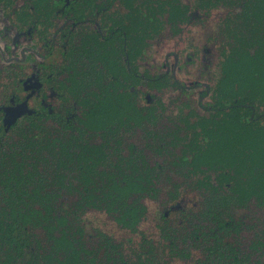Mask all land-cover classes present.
I'll return each instance as SVG.
<instances>
[{
	"label": "flooded vegetation",
	"instance_id": "flooded-vegetation-1",
	"mask_svg": "<svg viewBox=\"0 0 264 264\" xmlns=\"http://www.w3.org/2000/svg\"><path fill=\"white\" fill-rule=\"evenodd\" d=\"M164 41L167 46L159 51ZM246 63L249 69L237 70V65ZM238 71L253 74L252 81L254 75L264 77V0H0V154L28 146L25 158L33 143V149L40 148L45 156L64 150L77 155L81 149L89 158L79 163L76 155L64 157L66 168L105 171L106 183V176L111 175L112 181L132 165L137 185L151 190L159 174H143L150 166L145 157L136 156L142 152L138 144L143 138L145 146L161 155L152 170L157 164L160 174L163 167L173 165L185 170L183 185L174 184L168 191L160 218L166 221L186 192L202 194L198 209L189 210L188 233L183 229L180 234L168 220L171 253L189 256L183 248L173 250L176 243L183 246L191 239L202 248V258L194 264H245L221 240L239 228L251 207L264 205V185L252 178L258 172L230 171L239 183L251 176L246 192L235 189V184L217 185L216 179L214 187L200 184L193 166L180 160L183 148L176 140V134L189 132L183 118L199 128L196 122L211 120L215 104L231 103L220 98L222 89L233 94L244 87L246 95L258 89L236 81L225 83L224 75ZM262 89V99L253 95L238 100L241 94H233L232 100L254 108L249 128L257 131H264V83ZM115 91H124L125 96L120 117L112 122L113 109L105 95ZM96 122L104 124L95 127ZM159 124L166 125L162 135L157 132ZM79 136L86 138L82 143L87 146L75 141ZM98 147L105 149V170L100 168L103 152ZM118 183L124 185L125 180L119 178ZM133 192L127 201L135 206ZM5 196L0 195V203ZM33 232L45 241L43 229ZM77 238L83 244L78 255L89 264L84 243ZM263 244L255 239L250 246L259 249ZM51 247L22 246L20 253L12 254L14 264H28L31 253L41 257ZM144 248L135 264L170 263L159 254L151 262L153 248Z\"/></svg>",
	"mask_w": 264,
	"mask_h": 264
},
{
	"label": "trees",
	"instance_id": "trees-1",
	"mask_svg": "<svg viewBox=\"0 0 264 264\" xmlns=\"http://www.w3.org/2000/svg\"><path fill=\"white\" fill-rule=\"evenodd\" d=\"M249 67L247 63L245 66L240 64L236 66L237 70L249 69ZM238 72L224 75L225 83L232 84L236 81L243 86L257 85L258 89L251 90L246 95L244 87L239 88L236 93L233 92L234 95L241 94L237 99L251 98L253 95L256 99H262L263 75H254L252 81L253 74ZM123 92L118 94L115 91L111 95H105V102L113 109L109 113V120L112 122L120 117V111L124 106ZM222 94L220 98H225L231 103L225 104L220 101L215 104L211 120L195 121L199 128L190 119L183 118L184 127L189 132L185 135L176 134V140L183 148L179 158L193 166L200 184L214 187V179H216L217 185L229 184L236 186L235 189L239 188L246 192L251 183V176H246V180L239 183L235 182V176L230 171L248 174L252 168L253 172H258L257 175L252 176L253 180L260 181L261 186L264 185L262 184L264 183V131L249 128V116L254 109L252 106L233 104L234 95L230 90L222 89ZM216 115L226 118L218 120ZM102 123L104 124V122H96L94 126L101 127ZM251 132L256 134H250ZM34 146V143L30 146L32 148L30 155L22 157L18 164L15 162L14 165L6 168L7 172L5 171L0 177L2 187L7 194L0 203V264H14L15 257L12 254L20 253L22 246H52L50 250H45V254L41 257L35 258L31 253L28 264H84L83 259L78 255L80 246H83L81 241L64 230L58 234L53 233L56 226L65 223V214L69 211L62 198V187L57 184L60 182L58 176H68L70 169L66 168L63 158L68 156L69 160L76 154L71 157V154L64 150L67 147L62 146L65 153H49L45 156L40 148L34 150ZM79 151L81 149H78L76 155L79 163L89 158ZM91 158L95 160L94 156ZM127 167L130 171L115 175L112 181L111 175L110 179L106 176L108 179L106 183H104L105 171H97L94 168L84 172L83 190L87 191L88 195L94 189L105 186V191H102L105 194L101 193L99 199L104 201L106 206L120 208L114 210L116 221L132 225L137 219V212L133 203L127 201V198L129 193L138 190L139 187L141 190L147 187L137 185L134 181L136 176L133 177L136 169L132 165ZM143 174L147 175V171L143 170ZM137 177L147 180L143 176ZM119 178L125 180L124 185L118 183ZM97 181H100V186H97ZM24 197L27 199L22 200ZM34 228L45 231V241L42 242L36 237ZM58 251L61 253L56 254Z\"/></svg>",
	"mask_w": 264,
	"mask_h": 264
},
{
	"label": "rangeland",
	"instance_id": "rangeland-1",
	"mask_svg": "<svg viewBox=\"0 0 264 264\" xmlns=\"http://www.w3.org/2000/svg\"><path fill=\"white\" fill-rule=\"evenodd\" d=\"M166 46L167 42L164 41L160 44L158 50L161 51ZM164 126L159 124L157 127V132L160 135L165 130ZM142 136L144 137L143 133ZM82 140L86 142V138L80 136L75 139L78 143H82ZM147 142L149 141L147 140ZM81 145L87 146L88 144L82 143ZM138 147L142 152L136 156L145 157L150 165L149 170H146L147 174L154 176L155 171L157 172L156 174H159L151 190L133 192L136 200V212L139 215L138 219L132 225L117 222L114 218V210L117 207L106 206L105 202L99 199L102 191H105V186L94 189L87 195V191L83 190L84 171L79 170L78 166L70 168L68 176H58L60 182L57 184L62 187L64 202L69 211L65 223L56 227L55 233L57 234L64 230L68 234L82 239L85 246L83 255L88 259L89 264H135L134 261L137 259V254L141 256L145 252L144 246L147 245L153 248L151 262H154L158 256L157 254H159L170 260L169 264H194L193 260L202 258V248L194 246L191 239L185 241L183 246H180L182 244L179 243L175 244V240H173L172 244L177 245L175 246L176 250L173 251L183 248L184 252H188L189 256L181 255L178 251L176 254L171 253L170 246L167 244L170 235L166 226L168 220H170L173 221L180 234L183 229L188 233L191 229L186 223L189 218V210L198 209L202 194L186 192L183 202L180 201V207L169 210L166 221L160 218L159 213L166 206L163 201L166 199L168 191L173 188L174 184L183 185L185 170L183 166L173 165L169 168L163 167L164 171L160 174V164L155 166V170H152L151 167L153 166L154 168V164L161 162V155L155 154L151 148L145 146L143 138ZM26 148L15 152L7 150L0 154V177L2 174L4 175L6 168H9L15 162L16 164L21 162L22 154L27 150ZM88 148V150H91V146H88ZM99 149L103 152V161L100 168L103 167V170H105V149ZM151 155L155 156V158ZM110 160L114 163L111 156ZM164 160L166 161V157H164ZM95 161L96 159L94 164ZM149 177L151 178V176ZM100 185V181H97V186ZM102 194L104 195L105 192ZM0 195H6V190L2 187L1 182ZM22 199H25V197ZM240 220L239 228L228 231L224 239L222 238V245L228 251L238 253L239 258H242V262L245 264H264V244L259 249H253L250 246V243L255 239H259L264 243V205L251 207L249 212H246L243 219L241 218ZM38 232L42 231L38 230ZM106 237L110 239L112 244L108 242ZM105 239L108 242L107 244Z\"/></svg>",
	"mask_w": 264,
	"mask_h": 264
}]
</instances>
